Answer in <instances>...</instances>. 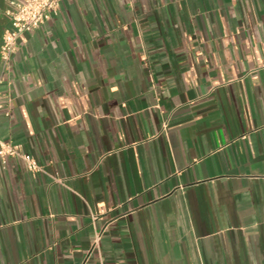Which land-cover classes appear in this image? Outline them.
<instances>
[{"label":"crops","instance_id":"1","mask_svg":"<svg viewBox=\"0 0 264 264\" xmlns=\"http://www.w3.org/2000/svg\"><path fill=\"white\" fill-rule=\"evenodd\" d=\"M0 77V264H264V0H60Z\"/></svg>","mask_w":264,"mask_h":264},{"label":"built area","instance_id":"2","mask_svg":"<svg viewBox=\"0 0 264 264\" xmlns=\"http://www.w3.org/2000/svg\"><path fill=\"white\" fill-rule=\"evenodd\" d=\"M60 0H10L4 9L9 19L8 26L3 30L0 43V61L4 71L10 67L11 55L15 50V43L24 32L39 27L51 14L58 11ZM2 78L0 77V84ZM3 93L0 90V107ZM14 156L22 160L30 171H37L41 167L35 159L20 150L19 145L0 141V156Z\"/></svg>","mask_w":264,"mask_h":264}]
</instances>
